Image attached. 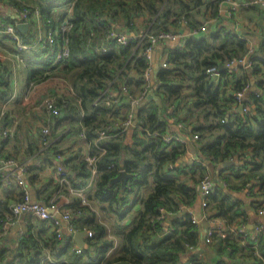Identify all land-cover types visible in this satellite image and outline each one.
I'll list each match as a JSON object with an SVG mask.
<instances>
[{"label": "crops", "instance_id": "1", "mask_svg": "<svg viewBox=\"0 0 264 264\" xmlns=\"http://www.w3.org/2000/svg\"><path fill=\"white\" fill-rule=\"evenodd\" d=\"M12 1L19 2L22 6L33 7L51 3L53 7L50 17L44 18L41 12L38 17L32 15L30 22H26L29 24L28 30L25 33L19 31L23 41L26 38L22 35L28 34L29 44H35L31 48L18 50L11 39L0 33V78L4 81L0 92L6 91L7 94L4 99L0 98V159L13 157L19 162L26 163L28 172L25 180L31 199L44 203L56 199L63 211H69L74 215L73 220L77 229L88 232L91 230L81 227V222H76L78 217L74 213L75 208L82 205V200L78 195L69 193L68 189H61L56 167L58 164L64 165L69 177L77 176L75 180L77 184L85 180L81 188H75L70 178L68 184L83 193L88 202L85 205L95 213L97 221L110 228L112 237L107 235V238L113 239L114 245L105 258L112 259L119 253L122 241L117 235L119 223L123 229H128L141 204L135 203L127 217L119 222L113 213L107 211L106 204H101L93 198L98 176H93L88 164L86 167L90 172L89 177L82 179L79 175L83 173L81 164L91 154L92 145L85 138L87 128L79 119L83 112L78 102L73 100L76 96L71 84V73L55 63L62 40L61 23L72 18L75 0H0V11L7 16V21L20 23V16L12 10V6H16ZM111 1L113 5L110 4ZM235 1L239 3V7L229 14L230 5L223 0H106L107 9L100 17L110 30L129 34L133 41L127 52L116 51L115 62L111 63V78L100 96L105 98L104 103L107 106H112V111L105 117L108 120L107 125L115 131L118 130L105 140L117 138L119 141L124 139L125 145L133 144V133L140 130L138 125L140 109H148L154 104L158 120L162 123L161 128L163 127L167 134L186 140L187 151L175 164L183 166L186 170L181 178L187 180L190 186L199 188L200 179L208 175L214 186H220L223 193L230 196L244 213L232 221L217 216L218 210L214 202H208L200 191L199 198L188 209L197 219L200 238L194 248L187 249L181 256L183 263L191 256L197 255L203 264H256L255 259L244 249L232 252L228 248L230 254L222 255L218 251L217 241L215 239L207 241L206 233L210 227L220 225L222 231L218 233L219 237L234 238L241 226L251 231L256 224H264V213L262 215L258 213L259 209L264 208V196L259 195L258 187L252 190L244 187L240 178H236L229 169L231 164L228 162H221L219 158L211 161L198 157L196 148L200 144L197 143V137H193L197 126L206 122L203 111L206 105L199 104L203 101L204 93L198 94L196 91L201 81L199 75L204 70L205 60L215 62L218 66L222 65L221 69H225L223 65L229 56H246L249 60L255 58L258 63L264 62V4L251 6L246 4L247 0ZM109 7L111 8L108 9ZM50 28L55 29L57 33L52 46L43 42ZM160 30L173 31L180 35L176 41L164 40L158 43L155 52V65H159V71L171 70L168 78L175 92L169 93L165 90L154 68L151 87L142 103L134 108L128 101L127 93L130 97L138 99L144 88L142 65L137 64V59L143 57L142 43L136 39V34ZM97 43H100L96 48L98 52H101L102 46L106 51L107 45V49L110 50L114 43L116 48L117 45L121 47L129 44L117 40L105 43L104 39H97ZM47 48L53 55L55 54L52 60L49 59V53H44ZM38 53L42 55L38 56ZM134 55L137 56L135 59ZM171 57H174L175 61L171 62ZM26 68L45 69L46 72H38L32 76ZM263 78L264 71L254 74L252 68L235 66L228 75L220 74L217 78L211 79L212 90L214 92L217 89L218 101L224 104L227 113L234 119L236 115L241 114L238 112L240 104L232 99L236 87L244 82L250 84L244 96V100L248 101L252 93L263 92L259 87V81ZM154 81L156 84L153 86ZM49 96L55 98L61 111L60 116L51 115L43 106L44 99ZM262 99L264 103V92ZM133 112L137 116L135 124L126 130L121 129L120 125ZM208 120L216 121L213 117ZM44 127L50 128V143L47 147H43L41 143V131ZM5 129H9L11 136L4 135ZM170 149L171 147L168 148ZM101 150L105 149H100V155ZM245 152L247 157L251 155L250 150ZM235 160L238 161L237 158ZM120 169H123L122 166ZM246 172L247 170L241 171ZM174 174L177 175L176 172ZM153 186L154 181L150 177L149 183L140 189L138 197H146ZM136 196L137 194L132 192L130 200ZM21 198L22 189L14 180L7 184L0 182V227L1 219L5 218L11 206ZM174 217V214H167L162 221L163 233L159 236H163L171 228ZM62 226L65 236L71 237L67 230L68 223L63 221ZM86 238L88 235L84 237L85 246L82 248L87 246ZM55 240L54 229L49 222L23 213L0 241V264H29L38 251H41L40 264L71 262L69 255L73 253L71 250L73 244L77 245L75 240L72 241L71 238L70 252L60 257H55L50 250L51 243ZM34 242L36 244L32 245ZM238 244L242 246L241 243ZM257 252L259 255V250ZM47 254L51 255L55 263L46 260ZM86 261L85 258L82 263Z\"/></svg>", "mask_w": 264, "mask_h": 264}, {"label": "trees", "instance_id": "2", "mask_svg": "<svg viewBox=\"0 0 264 264\" xmlns=\"http://www.w3.org/2000/svg\"><path fill=\"white\" fill-rule=\"evenodd\" d=\"M12 3L21 8L25 7L16 1H12ZM110 4L113 5L112 1ZM115 6L119 5L115 4ZM52 7L51 3L38 5L44 18L50 17ZM106 9V0L74 1L73 14L70 18L72 27L67 34L70 57L66 65L59 67H64L71 73V84L76 96L73 97V100L78 102L83 112L79 119L87 128L86 137L92 145L91 155L99 156L100 149H105L97 161L98 180L93 198L101 204H106L107 211L113 213L119 222L127 217L135 203L140 202L141 204V208L134 215L128 229H123L119 223L117 235L122 239L120 250L116 256L107 259V261L108 263L123 262L128 264H203L197 255L191 256L185 263L181 262V256L187 252V249L194 248L200 238L198 226L192 221V215L188 210L199 198L200 190L198 186H190L187 180L182 179L186 170L181 165H175L179 157L187 151L186 144L175 145L168 150L160 137L151 135L156 130L161 135L167 134L165 129L161 128L162 123L158 120L157 108L154 104H151L148 109H140L138 113L141 122L138 124L140 130L134 131L133 144L125 145L124 139L120 141L116 140L117 138L105 140L111 134L118 132L113 129L108 131V136L105 139L97 143L93 142L97 131L108 124L105 117L108 112L112 111V106H107L104 103L105 98L100 97L111 78V63L115 62L117 50L127 52L133 42L130 41L128 45H121V47L116 44L117 48L114 43L110 46V50L107 49V45L105 52L96 50L97 45L100 44L97 43V39L102 40L110 30L107 24L100 20ZM22 36L29 44L28 34ZM110 41L116 42V40ZM44 53H49L50 60L55 55L48 48ZM41 55L42 53H38V56ZM136 57V55L133 56L134 59ZM227 58L230 61L242 57L229 56ZM170 60L173 62L175 58L171 57ZM251 61L254 74L264 71V62L258 63L255 58H251ZM214 63L205 60L204 70L199 75L201 81L196 87L198 94L204 93L203 101L199 104L206 105L203 108L206 122L197 126L193 132V137H197V143L200 144L196 148L198 157L201 156L211 161L219 158L221 162H228L231 164L229 169L232 170L236 178H240L244 187L252 190L257 186L259 195L264 196V103L262 96L252 93L249 100L245 101L249 106V111L231 119L224 104H220L218 101L217 89L213 92V83L205 74L206 68ZM137 64L142 65V71L141 69L140 71L144 72L146 66L144 57H139ZM26 70L32 76L38 72H46L45 69L26 68ZM170 72L171 70L161 69L158 76L163 82L165 90L174 93V87L170 85L168 78ZM219 73L228 75L227 69H220ZM247 83L244 82L237 86L235 91ZM1 85H4V81L0 78V87ZM259 87L264 92V78L259 81ZM5 95H7L6 91L2 92L1 90L0 98L4 99ZM232 99L234 100V96ZM210 117L216 121L208 120ZM245 150L251 151L249 157L245 155ZM112 163L116 165V168L108 169V165ZM86 165L85 161L81 164L83 173L79 175L82 176V179H86L90 175ZM121 166L133 174V178L126 187H122L118 183H111ZM242 170H247V172L241 173ZM175 172L177 175L174 174ZM76 177L70 176L69 178L75 188H81L85 180L77 184L75 183ZM150 177L154 181L151 192L146 197H138L140 189L149 183ZM132 192L137 196L131 201L130 194ZM207 201L214 202V206L218 210L216 215L224 217L228 221L244 215L239 210L237 203L232 201L230 196L224 194L220 186H215L213 192L207 196ZM161 209L165 210V216L158 220ZM74 213L78 217L76 222H81V227L91 230L93 236L86 238L87 246L83 248L82 254L71 253L69 255L71 262L59 264H83L85 258L87 261L84 264H100L114 245L113 239L107 238V227L97 221L95 213L87 205L77 206ZM169 213L175 216L171 228L163 236H159L160 233H163L162 221ZM152 220L154 223L151 222ZM212 239L217 241L218 251L222 255L230 254L228 248L232 252L244 249L255 259L256 264H264V237L258 243L259 255L251 245L241 246L238 244L241 243L238 231L234 238L228 236L222 238L218 234H214ZM64 240L56 238L51 243L50 250L55 257L70 252L71 237L64 236ZM35 244L36 242L32 245ZM36 247L38 246L36 245ZM36 249L38 250V248ZM40 253L41 251L36 252L29 264H40Z\"/></svg>", "mask_w": 264, "mask_h": 264}, {"label": "built area", "instance_id": "3", "mask_svg": "<svg viewBox=\"0 0 264 264\" xmlns=\"http://www.w3.org/2000/svg\"><path fill=\"white\" fill-rule=\"evenodd\" d=\"M227 3H229V14L233 13L237 10L239 7V3L235 0H223ZM247 5L255 6V5H263L264 0H247ZM12 10L14 13L18 14L20 16V22H30L32 15L40 16V9L38 7L33 6H25L23 8L19 6H12ZM51 22V21H49ZM18 22H9L7 21V16L0 11V33L9 39H11L17 46L18 50H24L27 48H31L35 46V44H28L25 41L22 40L19 30L17 29ZM72 27V23L70 20L65 19L61 23V31H62V40L60 43V46L57 50L56 60L55 63L59 65H66L68 63L69 57H70V47H69V41L67 34L70 31ZM56 30L50 28L48 30V33L46 35V40H44V43L49 44L52 46V44L55 42V33ZM180 38V35L177 32L168 31V30H160L158 32H139L136 34V39L139 41V43H142V56L145 59L146 66L145 70L143 72L142 80L144 82V88L142 90V93L140 97L133 98L130 97L127 93L128 101L132 104L134 108L139 106L142 102V99L146 96L148 89L151 87V81L153 80V74H154V68H155V52H156V46L158 43L164 40H171L176 41ZM104 41L109 42L110 40H117L120 43L128 44L131 41V37L129 34H122L117 33L114 31H109L104 36ZM101 51H105V49L100 48ZM235 66H242L244 68H252L253 62L249 60L246 56L240 58V59H233L228 62H226L223 65V68L227 69L228 72H232V70L235 68ZM219 66L218 64L214 63L211 66L206 68L205 74L206 76L211 80L213 78H217L219 73ZM250 84H245L241 89L234 92V100L238 104H243V113H247L249 111V106L245 103L244 96L245 93L249 90ZM263 92H258L256 95L262 96ZM43 106L47 110L48 113H50L53 116H60L61 111L59 107L56 104V100L54 97H46L43 101ZM137 120L136 113H131L128 118H126L123 123L120 125V128L123 130H126L127 128L133 126ZM111 129L110 125H106L105 127L99 129L97 131V135L94 138L93 142L97 143L98 141H101L105 139L108 136V131ZM5 136H11V132L9 129H5L3 131ZM50 135V128L44 127L41 131V143L43 147H47L50 143L49 140ZM153 137H160V139L166 144V146L172 147L173 145H183L186 143V140L182 137L173 135V134H163L161 135L158 130L151 133ZM85 138L86 135H84ZM104 150H101V154L104 153ZM100 156V155H99ZM96 154H90L85 158V161L87 162L88 166L90 167L92 174L94 177L98 176V169H97V161L99 158ZM61 157V156H59ZM116 168L115 164H109L108 169H114ZM57 174L59 178V184L61 189H68V192L71 194L78 195L82 200V205L88 204L87 200L85 199L83 193L80 190L71 188L68 184L69 179V173L67 168H65L64 165L58 164L56 167ZM121 169H119L120 171ZM28 172V165L26 163L19 162L17 159L13 157L8 158H2L0 159V182L2 184H7L11 180H14L22 189V198L17 201L15 204H13L10 208V212L6 214L5 218L1 219V227H0V241L2 238L7 234L8 229L11 225L15 224L18 217L23 213L31 214L32 216L49 222L53 229H54V235L57 239L61 241L64 240V231L62 222L65 221L68 223L67 230L71 234L72 241L74 240V235L76 232L79 231L77 227L74 224V215L71 214L69 211H63L62 208L59 206L56 199L51 200L48 203L40 202V201H33L31 199V194L29 191V188L26 184L25 176ZM199 188L201 191V194L203 197L207 198V196L213 192L215 186L210 179L208 175H205L199 182ZM161 214L158 217V220H161L165 216V210L161 209ZM192 215V221L194 223H197V219L194 217L193 213L189 211ZM258 213L262 215L264 213V208L259 209ZM154 223V220L151 221ZM107 227V235L109 237L111 236V230L108 226ZM222 231V228L220 225H214L213 227H210L206 233L207 241H210L214 234H218ZM238 233L240 234V241L242 245H251L255 252H257L258 243L261 240V238L264 237V224L258 223L254 226L253 230L248 231L245 229L244 226H241V228L238 229ZM88 237L93 236L92 231H88ZM72 252L74 254H82L83 248L80 246H77L76 244H73V247L71 248ZM258 253V252H257ZM46 260L52 263H55L52 260V257L50 254H47ZM59 263H62L59 262ZM100 264H119L117 262H111L108 263L107 258H104Z\"/></svg>", "mask_w": 264, "mask_h": 264}, {"label": "water", "instance_id": "4", "mask_svg": "<svg viewBox=\"0 0 264 264\" xmlns=\"http://www.w3.org/2000/svg\"><path fill=\"white\" fill-rule=\"evenodd\" d=\"M29 24L26 22H20L17 24V29L21 31L22 33H25L28 30ZM220 69L222 68V65L219 66ZM256 90V89H255ZM238 112L243 113V104H240L238 107ZM123 167V166H122ZM133 178V174L130 172H127L125 169H121L117 175L111 180V183H120L122 187H126L128 184V181ZM88 232L86 230L78 231L74 235V240L77 243L78 246L84 247L85 241L84 237H86Z\"/></svg>", "mask_w": 264, "mask_h": 264}, {"label": "rangeland", "instance_id": "5", "mask_svg": "<svg viewBox=\"0 0 264 264\" xmlns=\"http://www.w3.org/2000/svg\"><path fill=\"white\" fill-rule=\"evenodd\" d=\"M159 65L158 64H156L155 65V74H156V76L158 77V73H159ZM156 84V81H154V83H153V86ZM114 219H115V217L114 218H112V222L114 221ZM113 225V224H112Z\"/></svg>", "mask_w": 264, "mask_h": 264}]
</instances>
